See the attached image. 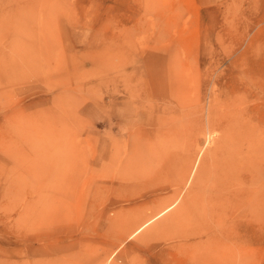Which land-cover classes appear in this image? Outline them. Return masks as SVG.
Instances as JSON below:
<instances>
[{
  "label": "rangeland",
  "instance_id": "1",
  "mask_svg": "<svg viewBox=\"0 0 264 264\" xmlns=\"http://www.w3.org/2000/svg\"><path fill=\"white\" fill-rule=\"evenodd\" d=\"M263 172L264 0H0V264H264Z\"/></svg>",
  "mask_w": 264,
  "mask_h": 264
},
{
  "label": "bare ground",
  "instance_id": "2",
  "mask_svg": "<svg viewBox=\"0 0 264 264\" xmlns=\"http://www.w3.org/2000/svg\"><path fill=\"white\" fill-rule=\"evenodd\" d=\"M64 93V92H63ZM137 146V145H136ZM186 149V148H185ZM187 150V149H186ZM190 153V152H189ZM186 155V154H185ZM193 155V154H192ZM204 154H203V150H202V148L200 149L199 148V150H198V152L196 153V158L198 159V157H200V160H201V158H202V156H203ZM188 158V157H187ZM199 159H198V161H200ZM196 161V160H195ZM193 164V163H192ZM227 166V165H226ZM225 166V167H226ZM229 166H230V164H229ZM228 167V166H227ZM226 167V168H227ZM231 167H232V165H231ZM230 169V168H229ZM228 169V170H229ZM188 171H190V169L188 170ZM188 171H187V174H188ZM191 173H193L192 171H191ZM190 174V173H189ZM188 174V175H189ZM263 174H264V172H263ZM200 178V177H199ZM233 180V179H232ZM234 182V181H233ZM256 182H258V181H256ZM200 183H202V181H200ZM253 183V182H252ZM254 184H255V182H254ZM252 186V185H251ZM264 187V186H263ZM221 189V188H220ZM254 189H256V188H254ZM257 190V189H256ZM198 191H200V190H198ZM258 191V190H257ZM252 192H254V190H252ZM251 195V194H250ZM256 198V197H255ZM259 200H261V197L258 195L257 196V198L255 199V201L256 202H258ZM173 202H171L170 204H172ZM170 204H168L165 208H163L162 210H160L159 212H156V214H152V215H150V216H148L147 218L145 217V219H140V220H142L140 223H138L136 226V228L134 229V231L133 232H138L141 228H143L145 225H147L148 223H150L154 218H156L157 216H159L160 215V213L162 212L163 213V211H165V210H167V208H169V206H171ZM183 208V207H182ZM153 213V212H152ZM165 226V225H164ZM167 226V225H166ZM251 227V226H250ZM132 232V233H133ZM156 233H154V235H155ZM250 234V233H249ZM250 236V235H249ZM251 240V239H250ZM241 252H243V251H241ZM244 254V253H243Z\"/></svg>",
  "mask_w": 264,
  "mask_h": 264
}]
</instances>
